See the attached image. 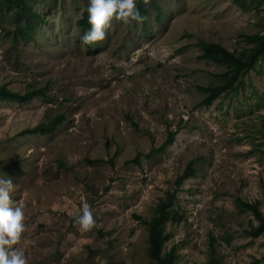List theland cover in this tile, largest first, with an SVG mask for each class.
<instances>
[{
	"label": "rangeland",
	"instance_id": "374dc122",
	"mask_svg": "<svg viewBox=\"0 0 264 264\" xmlns=\"http://www.w3.org/2000/svg\"><path fill=\"white\" fill-rule=\"evenodd\" d=\"M249 1L137 0L142 22L113 19L90 46L78 25L89 0H31L44 23L30 39L0 9V85L45 88L25 103L0 99V178L24 214L12 247L26 264H148L146 222L191 162L180 219L166 225L174 264H264V234L248 235L257 221L238 205L264 213V60L210 106L198 90L225 70L200 59L199 41L232 51L264 33V0ZM61 117L47 134L23 133ZM83 203L89 229L75 222Z\"/></svg>",
	"mask_w": 264,
	"mask_h": 264
},
{
	"label": "trees",
	"instance_id": "16d2710c",
	"mask_svg": "<svg viewBox=\"0 0 264 264\" xmlns=\"http://www.w3.org/2000/svg\"><path fill=\"white\" fill-rule=\"evenodd\" d=\"M31 0H0V9L11 10L12 17L15 20L24 21V27L20 30V34L24 39L32 38V34L37 31L40 24L44 23L43 15L32 8ZM244 9L249 7L251 1L247 0H233ZM248 3V4H247ZM88 3L82 17L78 21V25L83 30H88ZM138 9L141 16L145 13V6L141 2L138 4ZM244 42L246 46L241 49L229 50L225 46L215 42L199 41L198 45L202 50L200 59L212 61L217 65L224 67L218 77L220 82L217 84H209L208 86H198V90L205 94L204 100L200 105L210 106L219 97L224 94L237 91L244 85V77L255 70L258 62L264 60V33H255L245 35ZM90 46L91 44L88 43ZM45 88H38L28 90L24 93L13 91L7 85H0V99L15 103H25L31 100L34 96L44 95ZM63 118H55L51 121L42 123L26 129L23 133L42 134L49 133V131L58 123L62 122ZM177 131L172 132L161 149H165L175 140ZM136 163L139 158L135 159ZM196 174L193 162H191L180 175L176 182V189L168 191L164 198L160 199L155 207V214L150 221H147L148 229V248L147 254L149 257L148 264H174V250L166 251L165 246L171 238V235L166 231V225L169 222H178L179 214L175 208L177 200V189L184 183V181L193 177ZM238 205L242 211L250 212L257 225L252 224L248 235L258 238L264 234V213L259 207V202H245L238 199ZM212 264H222L217 258L211 259Z\"/></svg>",
	"mask_w": 264,
	"mask_h": 264
},
{
	"label": "clouds",
	"instance_id": "9594fccd",
	"mask_svg": "<svg viewBox=\"0 0 264 264\" xmlns=\"http://www.w3.org/2000/svg\"><path fill=\"white\" fill-rule=\"evenodd\" d=\"M87 13L90 27L80 36L84 44L103 41L113 19L123 22L144 20L137 8V0H89ZM12 191L11 179L0 178V264H26L23 251L12 247L20 240L24 230L22 208L10 206ZM75 222L83 229L95 224L92 209L87 203L81 205Z\"/></svg>",
	"mask_w": 264,
	"mask_h": 264
}]
</instances>
